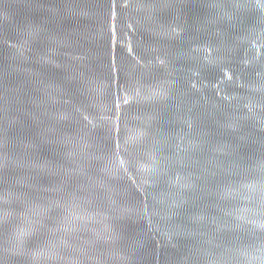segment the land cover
<instances>
[{"label": "water", "instance_id": "1", "mask_svg": "<svg viewBox=\"0 0 264 264\" xmlns=\"http://www.w3.org/2000/svg\"><path fill=\"white\" fill-rule=\"evenodd\" d=\"M0 264H264V0H0Z\"/></svg>", "mask_w": 264, "mask_h": 264}]
</instances>
